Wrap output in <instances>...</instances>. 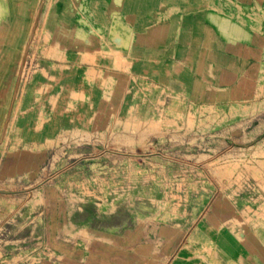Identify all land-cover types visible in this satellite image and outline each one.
Instances as JSON below:
<instances>
[{
	"label": "crops",
	"instance_id": "crops-1",
	"mask_svg": "<svg viewBox=\"0 0 264 264\" xmlns=\"http://www.w3.org/2000/svg\"><path fill=\"white\" fill-rule=\"evenodd\" d=\"M263 7L264 0H0V140H20L0 165V184L30 182L47 195L41 211L46 229L39 241L24 243L36 260L26 256L24 264H264V229L235 221L242 211L253 216L249 191L233 192L229 202L215 193L190 226L161 223L157 215L145 219L144 195L111 199L102 207L95 190L86 192V181L75 179L72 197L64 189L71 183L66 168L56 172L62 179L55 191L48 184L55 174L41 176L47 165L42 154L26 148L75 130H96L117 117L122 124L128 116L163 122L253 100L262 87ZM36 26L47 40L22 82ZM161 134L149 138L171 139L178 132ZM244 134L261 135L229 133L233 152ZM172 147L138 151L131 162L121 153L109 169L136 187L236 186L206 175L203 163L191 164L197 171L186 174L188 169L161 158L178 151ZM76 167L87 169L83 163ZM88 183L95 186L96 180ZM13 192L0 188V208ZM215 201L223 203L221 211H213ZM1 240L3 264L8 249ZM194 241L207 249L195 254Z\"/></svg>",
	"mask_w": 264,
	"mask_h": 264
},
{
	"label": "rangeland",
	"instance_id": "rangeland-1",
	"mask_svg": "<svg viewBox=\"0 0 264 264\" xmlns=\"http://www.w3.org/2000/svg\"><path fill=\"white\" fill-rule=\"evenodd\" d=\"M255 18L260 20V15L256 13ZM37 27L32 33L29 51L32 49V38L34 33H37ZM44 40H47V35ZM39 48L40 46L37 49L39 50ZM262 62V71L258 80L262 87L256 97L249 102L221 107H204L189 115L179 113V120L163 122L162 120L152 122L147 118L138 119L128 116L125 123L122 124L120 118L117 117L111 123L98 127L96 130H75L46 140L44 143L26 146V148L32 147L34 151L42 154L43 163L47 165L45 166L46 172L42 173L41 171V176L55 174L48 181L55 191L58 189L57 185L59 186L58 180L62 179L56 172L60 168H66V177L71 183L64 189L66 192L69 191L70 195L76 193L74 191L76 187L73 185L75 179L86 181V187L82 188L86 192L90 193L91 191L94 194L95 190V194L99 197L97 198L103 199V203L99 204L102 207L111 199L128 197L132 200L134 197L144 195L145 219L148 220L153 215H157L161 223L177 224L182 227L190 226L196 220L195 217L202 207L206 206L208 200L215 193L220 192L222 199L229 202V196H232L233 192L249 191L252 195L251 201H253L251 207L253 210L256 209V212L251 216V214L242 211V215L236 216L235 221L246 229L251 226L257 231H261L264 229V60ZM121 126L127 130L126 133L122 132ZM165 130L177 131L178 135L166 140L149 138L162 135L161 133ZM249 130H256L261 135L258 138L250 139L248 135L244 134L239 139L240 143L236 145L241 147L240 150L233 152L227 135L232 132L244 133ZM17 142L19 143L20 140H9L7 136L0 140V165L18 148ZM170 145L177 147L178 151L161 158L172 160V163L175 162L183 170L188 169L184 170L186 174L193 176V173L197 171L191 170V164L199 166L203 163L208 166L206 175L212 178L227 179L230 182L238 179L247 180V182H253L256 185L251 188L245 187V185L242 187H136L132 186L129 180L120 182L121 172L109 169L111 163H119L123 156L131 162L137 159L138 151L147 152L154 148L171 147ZM250 145L253 146L250 147ZM45 148H47L46 152H44ZM110 150L113 151L110 153ZM120 151H128L129 154H122V156ZM145 157L146 160H150L148 157L151 155ZM79 163H83L84 168L87 169L78 172L76 165ZM92 163L91 169L88 168V164ZM95 172L96 175L93 174ZM79 173L82 175L79 176ZM203 174H205L204 171ZM89 180H96L95 186L88 187ZM24 184L27 187L2 186L3 184H0L2 189H14V194L9 196L1 194V196L9 198L8 204L0 208V231L3 233L0 238L7 244L6 248L8 249L2 251L3 264H24L26 256H29L34 263L36 252L27 251L24 243L39 241L41 232L46 229V221L42 219L41 211L46 209L47 195L30 187V182H24ZM61 189L63 190L62 186ZM68 198L71 200L70 197ZM13 202L17 204L12 205ZM131 204L136 206V203L131 202ZM189 209L192 210L190 215L186 213V210ZM222 209L223 203L215 201L213 211L218 212ZM248 209L250 208H247V211ZM234 213V209L232 210L230 207L229 214L233 215ZM223 225L225 226L226 222ZM231 226L234 227V225ZM25 235L26 238H24ZM192 249L195 254H199L201 250L205 251L207 248L206 245L200 247V242L194 241ZM204 257L205 255H203Z\"/></svg>",
	"mask_w": 264,
	"mask_h": 264
},
{
	"label": "built area",
	"instance_id": "built-area-1",
	"mask_svg": "<svg viewBox=\"0 0 264 264\" xmlns=\"http://www.w3.org/2000/svg\"><path fill=\"white\" fill-rule=\"evenodd\" d=\"M52 1L53 0H45V2L47 4H50ZM261 9H263V11ZM261 9L258 12L264 14V7ZM44 39H45V34L43 32V29L41 28V26H38L37 27V33H34L33 38H32V43H33L34 47L32 46V49H30V51L27 54V57L25 58L24 63H23L22 72H21L22 82H24L26 80V78L28 77L30 72L35 68V66L37 64L36 63L37 57L39 55L37 53V50H38L37 48L45 43L46 40H44ZM36 44H38V45H36ZM120 152L123 154H127L126 151H124V152L120 151ZM234 184L236 186H244L245 185V187H249V188L255 187V185H256V183L247 182V180L241 181L239 179L234 180ZM263 203H264V200H263ZM250 212L254 214L256 212V209L253 210L251 207Z\"/></svg>",
	"mask_w": 264,
	"mask_h": 264
},
{
	"label": "bare ground",
	"instance_id": "bare-ground-1",
	"mask_svg": "<svg viewBox=\"0 0 264 264\" xmlns=\"http://www.w3.org/2000/svg\"><path fill=\"white\" fill-rule=\"evenodd\" d=\"M213 8V7H212Z\"/></svg>",
	"mask_w": 264,
	"mask_h": 264
}]
</instances>
